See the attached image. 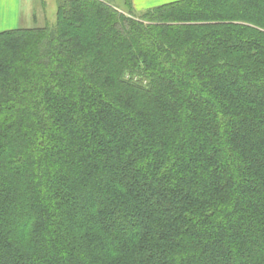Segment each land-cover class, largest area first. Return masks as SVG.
I'll return each mask as SVG.
<instances>
[{"label": "trees", "instance_id": "obj_1", "mask_svg": "<svg viewBox=\"0 0 264 264\" xmlns=\"http://www.w3.org/2000/svg\"><path fill=\"white\" fill-rule=\"evenodd\" d=\"M56 2L0 32V264H264V0Z\"/></svg>", "mask_w": 264, "mask_h": 264}, {"label": "rangeland", "instance_id": "obj_2", "mask_svg": "<svg viewBox=\"0 0 264 264\" xmlns=\"http://www.w3.org/2000/svg\"><path fill=\"white\" fill-rule=\"evenodd\" d=\"M117 9L127 12L126 0H105ZM179 0H132L137 15L148 9ZM32 4L36 16L44 18L50 25L56 23L57 2L56 0H0V32L16 29L40 28L32 21ZM20 18V20H19Z\"/></svg>", "mask_w": 264, "mask_h": 264}, {"label": "crops", "instance_id": "obj_3", "mask_svg": "<svg viewBox=\"0 0 264 264\" xmlns=\"http://www.w3.org/2000/svg\"><path fill=\"white\" fill-rule=\"evenodd\" d=\"M34 9H35L34 8V5L32 4V11H33V13H32V21H34L35 24H37L38 22H41L40 23L41 25L44 24V20L38 21V18L35 17V11H34ZM19 20H20V18H19Z\"/></svg>", "mask_w": 264, "mask_h": 264}]
</instances>
